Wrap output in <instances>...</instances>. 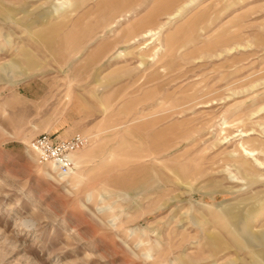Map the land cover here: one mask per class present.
Returning a JSON list of instances; mask_svg holds the SVG:
<instances>
[{
    "label": "rangeland",
    "instance_id": "obj_1",
    "mask_svg": "<svg viewBox=\"0 0 264 264\" xmlns=\"http://www.w3.org/2000/svg\"><path fill=\"white\" fill-rule=\"evenodd\" d=\"M67 1L0 0V264H264V0ZM152 8L155 52L117 67L157 75H110L135 91L102 145L39 165L52 125L21 87L86 79L94 37L123 48Z\"/></svg>",
    "mask_w": 264,
    "mask_h": 264
},
{
    "label": "crops",
    "instance_id": "obj_2",
    "mask_svg": "<svg viewBox=\"0 0 264 264\" xmlns=\"http://www.w3.org/2000/svg\"><path fill=\"white\" fill-rule=\"evenodd\" d=\"M159 8L148 9L147 14L143 18L131 20L129 31L132 36V41H121L118 45H124L123 48H117L116 51L111 44L114 42L106 36H96L91 43L93 46L89 49V55L85 59L86 66L81 68L71 69L72 76H86V79H77L76 84L67 87H62L60 90L45 89L39 91L35 96V85L27 83L21 87V94L29 99H38L44 101L47 112L45 118L48 123H51L50 133L57 139H63L73 134H81L89 136L96 141V146L100 147L104 136L110 131L111 114L110 107H118L120 101L123 100L122 93L127 89L133 93L134 83L132 80H120L108 78L110 75L140 76V75H157L151 68H119L131 54H136L137 51L141 54L153 53L150 45H152L156 37L154 35L144 37V32L151 30L150 27L155 18V11ZM152 31V30H151ZM166 41H168L166 39ZM148 43V44H147ZM137 44L139 46L130 47L129 45ZM143 44H147L142 48ZM122 47V46H121ZM119 51V52H118ZM118 52V54H117ZM123 53V54H122ZM112 55L111 59L107 60L104 57ZM141 57V56H140ZM143 58V57H142ZM148 61L151 57L146 58ZM107 60V61H106ZM121 71H123L121 73ZM122 74V75H123ZM125 100L132 101L134 96L131 95ZM52 102V104H50ZM50 109L52 110L50 112ZM112 116H118L115 109Z\"/></svg>",
    "mask_w": 264,
    "mask_h": 264
},
{
    "label": "built area",
    "instance_id": "obj_3",
    "mask_svg": "<svg viewBox=\"0 0 264 264\" xmlns=\"http://www.w3.org/2000/svg\"><path fill=\"white\" fill-rule=\"evenodd\" d=\"M89 145L90 138L81 134L57 139L49 133H42L28 143L27 151L39 165L54 168L58 176L66 177L73 169L74 155Z\"/></svg>",
    "mask_w": 264,
    "mask_h": 264
},
{
    "label": "bare ground",
    "instance_id": "obj_4",
    "mask_svg": "<svg viewBox=\"0 0 264 264\" xmlns=\"http://www.w3.org/2000/svg\"><path fill=\"white\" fill-rule=\"evenodd\" d=\"M88 1H90V0H68L67 2H64L63 4L67 3V6H69V7L71 8V10L74 11L78 6L83 5L84 3L88 2ZM116 3H117V2H116ZM59 4H60V3H59ZM60 5H62V4H60ZM115 5H116V4H115ZM62 6H63V5H62ZM172 15H173V14H172ZM170 17H171V16H170ZM170 17H169V18H170ZM174 17H175V16H174ZM152 35H154V31L152 32L151 30H148V31L144 32L142 36L147 37V36H152ZM147 44H148V43H147ZM147 44H143V45H142V48H143L144 46H146ZM249 135H250V134L247 133V132H243V133L241 134V136H249ZM242 151H244V153H245L246 155H248V156H252L251 154H252V152H254V151H247V150H245V149H243ZM254 161H255L256 163H258L259 166L261 165V163H259V162L256 160V158L254 159ZM52 171L55 173V169H54V168H52Z\"/></svg>",
    "mask_w": 264,
    "mask_h": 264
}]
</instances>
